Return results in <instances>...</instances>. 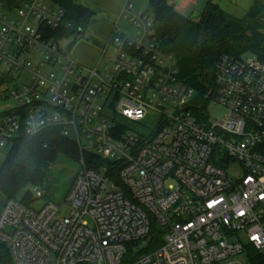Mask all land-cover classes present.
Segmentation results:
<instances>
[{"label":"built area","instance_id":"1","mask_svg":"<svg viewBox=\"0 0 264 264\" xmlns=\"http://www.w3.org/2000/svg\"><path fill=\"white\" fill-rule=\"evenodd\" d=\"M52 3L0 1L17 15H0V165L18 137L46 130L106 163L81 160L62 205L30 186L31 204L3 205L12 263L248 264L245 245L264 253V61L222 55L198 99L132 5L121 18L135 37L113 31L88 67L67 53L80 34L65 36L73 25ZM211 104L223 120L209 121Z\"/></svg>","mask_w":264,"mask_h":264},{"label":"trees","instance_id":"2","mask_svg":"<svg viewBox=\"0 0 264 264\" xmlns=\"http://www.w3.org/2000/svg\"><path fill=\"white\" fill-rule=\"evenodd\" d=\"M1 1V0H0ZM152 14L154 35L159 48L174 55L177 78L183 85L195 89L198 99L213 85L216 62L222 55L241 57L253 55L264 61V5L254 2L242 18L223 11L218 4L208 2L197 20L179 14L168 0H144ZM66 19L73 25L65 36L85 33L93 13L77 0H58ZM129 3V0L127 2ZM76 163L92 161L106 163L81 153L70 138L61 137L57 130H46L32 137L20 136L0 165V211L9 200L28 205L33 202L30 187H42L49 168L59 157ZM153 247L161 243L156 229L152 230ZM248 264H264V253L251 245L244 248ZM0 264H13L7 246L0 242Z\"/></svg>","mask_w":264,"mask_h":264},{"label":"rangeland","instance_id":"3","mask_svg":"<svg viewBox=\"0 0 264 264\" xmlns=\"http://www.w3.org/2000/svg\"><path fill=\"white\" fill-rule=\"evenodd\" d=\"M44 4L52 9H55L52 0H42ZM82 5H90L96 9L95 15L92 17L88 28L85 33L79 37H71L63 42V45L67 49V53L76 59L77 61L90 62L97 56V50L106 43L107 40L98 36L95 32L106 30L107 25L113 23L115 24V29L117 33H121L127 38L133 39L135 37V29L132 24L126 19L121 18L118 20L116 13L114 11L116 0H77ZM130 5L141 13H144L150 20H152V14L149 11L148 4L144 0H129ZM99 9V10H98ZM0 15L6 16L9 19H16V14H10L0 9ZM114 15L116 17H114ZM236 17L242 18L244 15L236 14ZM96 30V31H95ZM94 47V48H93ZM110 56L108 53L104 59L101 61L103 65L107 58ZM40 56L38 53L31 54V59L33 63H37ZM45 72H53V69L48 67H43ZM8 105L13 106L10 102ZM5 106L0 103V112ZM210 122H219L223 120L227 115V110L218 104H211L207 107L206 112ZM5 155H2V160H4ZM82 167L80 163L73 162L64 157H59L55 164H53L47 173L45 182L41 187L44 191L43 199L46 201L53 202L57 205H62L65 198L75 180L76 176L81 172ZM239 238L243 243L246 241L244 234L239 233Z\"/></svg>","mask_w":264,"mask_h":264},{"label":"crops","instance_id":"4","mask_svg":"<svg viewBox=\"0 0 264 264\" xmlns=\"http://www.w3.org/2000/svg\"><path fill=\"white\" fill-rule=\"evenodd\" d=\"M127 2L128 0H116L114 11L116 13V16L118 17V20L121 19L123 8ZM168 2L179 14H181L184 17L191 18L193 20L198 19L200 13L203 11V9L205 8L208 2H213L218 4L223 11L234 17H236V14L245 15L249 11V9L251 8L254 2L264 5V0H168ZM83 6L88 8L93 13V16L95 15L97 8L90 6L88 4L87 5L84 4ZM116 16L114 15V17ZM106 28H107L106 30H102V31L95 30L96 31L95 33L101 38L108 40L111 33L113 31H116L115 24L111 23L107 25ZM96 50H97V56L95 57L94 60L90 62L80 61V63L88 67L93 66L96 63L99 56V49Z\"/></svg>","mask_w":264,"mask_h":264},{"label":"water","instance_id":"5","mask_svg":"<svg viewBox=\"0 0 264 264\" xmlns=\"http://www.w3.org/2000/svg\"><path fill=\"white\" fill-rule=\"evenodd\" d=\"M79 34H81V32L79 31Z\"/></svg>","mask_w":264,"mask_h":264}]
</instances>
